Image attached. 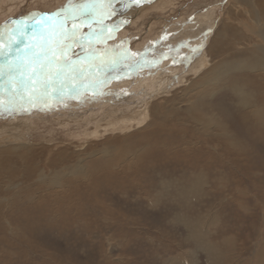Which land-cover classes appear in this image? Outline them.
Instances as JSON below:
<instances>
[{
    "label": "rangeland",
    "instance_id": "rangeland-1",
    "mask_svg": "<svg viewBox=\"0 0 264 264\" xmlns=\"http://www.w3.org/2000/svg\"><path fill=\"white\" fill-rule=\"evenodd\" d=\"M75 1L1 0L0 30L11 21L14 26L1 31L0 38L30 12L65 8ZM243 2L113 0L116 14L106 15L105 21L85 17L62 28L76 33L75 42H62L70 45L67 58L74 63L46 67L51 73L47 87L37 82L31 99H20L16 90L0 96V144L23 142L28 151L46 145L45 158L62 148L73 158L25 162L35 175H7L0 182V264H264V100L250 108L239 102L233 87H239L237 76L248 71L232 72V85L229 76L198 78L204 73L201 58L216 67L235 53L229 60L248 55L253 42L261 40L263 26L253 18L252 6ZM77 22H84L81 29ZM223 22L241 32L238 40L222 38ZM56 23L54 18L45 30L36 28L55 35L54 48L61 32ZM3 38L0 69L20 63L26 49L20 46L25 36L13 35L9 42ZM214 43L224 50L206 58ZM57 59L63 57L58 53ZM61 68L63 74L57 77ZM154 70L155 84L140 91V76ZM251 79L241 90L259 98L264 78ZM187 80L196 86L187 87ZM153 102L166 107V114H151L148 105ZM191 103L198 110L203 105L201 111L216 118L208 129L186 111ZM143 107L149 111L144 121L129 125L130 130L97 125L111 118L112 109L119 118ZM255 110L263 112L256 115ZM235 121L239 137L231 126ZM23 122L30 129L15 128ZM223 125L225 132L219 131ZM230 127L233 132L227 133ZM137 131L145 141L136 153L146 155L116 157L111 151L108 157H90L105 137ZM22 151L20 147L13 153L19 157ZM80 153H87V159H77Z\"/></svg>",
    "mask_w": 264,
    "mask_h": 264
},
{
    "label": "bare ground",
    "instance_id": "bare-ground-1",
    "mask_svg": "<svg viewBox=\"0 0 264 264\" xmlns=\"http://www.w3.org/2000/svg\"><path fill=\"white\" fill-rule=\"evenodd\" d=\"M1 1V0H0ZM7 1V0H6ZM84 1H85V3H84ZM99 0H97V2H98ZM149 1H151V0H149ZM163 1H165V3H167V0H163ZM244 2H243V4H249V5H251L252 6V9H251V11H252V13H253V15L252 16H254L253 18L256 20V22L260 25V26H263L264 27V0H243ZM250 1V2H249ZM97 2H95V3H97ZM99 2H101V1H99ZM159 2V1H158ZM158 2L156 3V4H153V5H155V6H158L157 4H158ZM20 3V2H19ZM23 3V2H22ZM91 0H76L75 1V3L73 2V3H71L72 4V6L73 7H75V8H79V7H81V6H83V5H91ZM164 3V2H163ZM21 4V3H20ZM68 4H70V3H68ZM23 5H25V4H22V6ZM28 5V4H27ZM62 5V4H61ZM137 5H139V4H137ZM147 5V4H146ZM68 5H66V7H67ZM25 7V6H24ZM60 7V6H59ZM61 7H63V6H61ZM65 7V8H66ZM117 8V7H116ZM64 9V8H63ZM40 13H34L33 15H32V13L30 12L28 15H27V17H30V18H33V17H37L38 15H39ZM121 14H123V13H119V15H121ZM128 14V13H127ZM230 14V13H229ZM107 14H104L103 15V18H102V20L103 21H105V16H106ZM97 16H98V18L99 17H101L100 16V14H97ZM107 17L108 18H110V16L109 15H107ZM107 18V19H108ZM200 18V17H199ZM207 18L209 19V18H211V15H208L207 17H206V20H207ZM68 19V17H66V18H64V19H59V17L58 18H55V22L57 21V23L58 22H60V24H61V26H62V28L64 29V30H66L67 28H69L70 27V25L72 24V20H67ZM12 20V19H11ZM67 20V21H66ZM229 20L231 21V19L229 18ZM9 21H10V19H9ZM9 21H7V22H9ZM51 21V20H50ZM50 21H46V22H44L43 23V26H38L37 28L39 29V30H45V26L44 25H47V26H49L50 25ZM52 21H54V20H52ZM228 21V20H227ZM229 21V22H230ZM108 22H109V20H108ZM107 22V23H108ZM229 22H223V24H222V29L224 30V32H225V35H224V37H222V38H224V39H226V40H229V41H231V40H234V38H237L236 40H238V37L237 36H239L240 34H241V32H239V30L238 29H236V28H234L233 27V25L232 24H230ZM13 22L11 21V25H8V24H6L5 25V27H2L1 28V30H0V32L1 33H4L5 32V28H10L9 26H12L13 24H12ZM21 22H19V23H17V25H15V28L20 24ZM46 23V24H45ZM56 23V24H57ZM16 24V23H15ZM65 24V26L63 27V25ZM84 24V22L82 23V22H77V25L79 26V29H81L82 27H80L81 25H83ZM96 24H98V23H96ZM28 25L29 26H31V24H29L28 23ZM53 25V24H52ZM99 25V24H98ZM14 26V25H13ZM61 26H60V28L58 29L59 31L61 30ZM90 26V25H89ZM55 27V26H54ZM224 27V28H223ZM259 27V26H258ZM262 27V30L259 32V38L261 39L259 42L257 41V42H253L254 43V46H252V45H248L249 47L250 46H252L250 49H249V47H248V51L247 52H249L248 53V55H246V56H244V57H240V58H238V59H232V60H229V58L230 57H232V56H234V55H237L238 53H235V54H233L232 56H229L228 58H226L225 56H224V58H226V59H224V61H222L221 63V65H219L218 66V64L216 63V67H214V65L213 64H209V62H211V61H209L208 63H206L205 62V60H204V57L203 58H201L200 60H199V62H200V66L202 67L201 69L204 71V73H202V74H199V76L198 75H195L196 77L198 76V78L201 76H203L202 78H204V77H207L208 75H211V74H213V78L214 79H216V78H218V79H224V78H226L227 76H229V80H230V78H231V73L232 72H234V71H240L241 73H244V71H248V73L247 74H244V75H239V76H237V79H236V81L239 83V87H236V86H234L233 88L234 89H237L236 90V94H237V97H238V99H239V102L240 103H242V106H244V107H247V108H250V106H253V105H258L259 103H260V100L263 98V100H264V93L263 94H260V96H259V98L257 97H253V96H250V95H248V94H246V93H244L241 89H242V86L245 84V83H248L247 82V79L249 80V81H252L253 82V80L254 79H251L252 77H259V76H262L263 78H264V28ZM12 28V27H11ZM192 28L193 29H198L196 26H192ZM35 28H33V29H31V30H28L27 31V35L25 36V38H22V37H24V36H21V38H22V40H21V45L20 46H22V45H24L23 46V48H26V49H23V50H25V53H23V54H25V55H23L22 56V58H21V61L23 60V61H25L26 62V60H27V58H28V56L30 55V52L31 51H36L37 53H39V51L37 50V47H38V45H39V42H41V40L43 39L44 41L45 40H47L49 37H51V39H53L54 37H55V35H50V34H52V33H50V34H47V35H45V33H43V32H41V31H39V30H36V32H37V34H38V37H35V34H34V32H35ZM47 31V30H46ZM41 32V33H40ZM45 32V31H44ZM48 32V31H47ZM57 32V31H56ZM78 33H81L80 31H77ZM198 32H200V31H198ZM7 33V32H6ZM77 33V34H78ZM5 34V33H4ZM3 34V35H4ZM30 34V35H29ZM229 34V35H228ZM8 35V34H7ZM44 35V36H43ZM13 36V35H12ZM11 36V37H12ZM27 36H28V38H27ZM121 36V35H120ZM199 36V35H198ZM4 36H2V34H1V38L0 39H2ZM6 37V38H5ZM3 39H5V41H7L8 40V42H9V40L11 39L10 38V36L8 35V36H5ZM34 37L36 38V39H34ZM195 37V36H194ZM202 37V36H201ZM240 37V36H239ZM30 38H31V40H30ZM200 38V37H199ZM218 38H219V36L217 35V37H216V39H217V41H215V43L216 42H218ZM23 39H25V40H23ZM32 39H34V41H32ZM190 39V38H189ZM239 39H241V38H239ZM249 39V38H248ZM251 39V38H250ZM20 40V39H19ZM18 40V41H19ZM203 40V39H202ZM258 40V39H257ZM37 41H39V42H37ZM20 42V41H19ZM37 42V43H36ZM151 42V41H150ZM191 42V41H190ZM201 42V41H200ZM203 42V41H202ZM232 42V41H231ZM2 43V42H1ZM53 43V42H52ZM214 43V44H215ZM233 43H235V42H233ZM243 43V42H242ZM196 44V43H195ZM246 44V43H245ZM236 45H238V44H236ZM3 45L1 44V46H0V48L2 47ZM234 46V45H233ZM13 47H14V45H13ZM254 47V48H253ZM20 48V47H19ZM221 48H223L222 47V45L220 46V45H218V43L217 44H215V47H210L209 48V50H208V54L206 55V58L208 57V55L210 56V53H213V56H216V53H219L218 52V50H224V48L223 49H221ZM242 48H246V47H244V45H243V47ZM162 49V48H161ZM230 49V48H229ZM228 49V50H229ZM236 49V48H235ZM241 49V48H240ZM239 49V50H240ZM247 49V48H246ZM3 50V49H2ZM233 50V49H232ZM231 50V51H232ZM15 51V50H14ZM236 51V50H235ZM243 51V50H242ZM245 51V50H244ZM243 51V52H244ZM13 52V51H12ZM17 52H18V50H17ZM22 52H24V51H22ZM216 52V53H215ZM225 52H226V50H225ZM230 52V51H229ZM247 52H245V53H247ZM2 51L0 52V56L2 55ZM221 53V52H220ZM224 53V52H223ZM232 53H234V52H232ZM241 53V52H240ZM215 54V55H214ZM229 54H231V53H229ZM19 55V54H18ZM212 55V54H211ZM223 56V55H222ZM226 56H227V54H226ZM238 56V55H237ZM6 57V56H5ZM8 57V56H7ZM14 57V56H13ZM20 57V56H19ZM3 58H4V55H2V58L0 59V62H2V60H3ZM221 58V57H220ZM8 59H9V57H8ZM13 59H15V57L13 58ZM12 58H10V60L9 61H11V60H13ZM20 59V58H19ZM26 59V60H25ZM18 60V59H17ZM204 60V61H203ZM4 63H5V61H3ZM218 62V61H217ZM10 63V62H9ZM17 63V62H16ZM21 63V62H20ZM20 63H18V64H8L7 66H6V68H2V69H0V80L2 81V83H0V96L4 93V92H9V91H14V90H16V87H15V84H16V81H18L19 79H20V77H19V74H18V72L16 71V69H17V66L18 65H20ZM163 63H165V65L167 66V64H168V60H164V62ZM169 65V64H168ZM166 66H165V68H166ZM208 66V67H207ZM195 68V67H194ZM258 68H261V69H263L262 71H260ZM200 69V70H201ZM209 70V71H208ZM257 71H259L260 73H258ZM31 72V70H29V73ZM157 72V70H154V71H152L151 73H150V75L149 76H146V75H144V74H142L141 76H140V79H142V82H140L139 83V81H138V85H139V89H140V91H142V89H144L145 87H147V86H149L151 83H154L155 84V82H156V79H154L155 78V75L157 74L156 73ZM2 73V74H1ZM120 74V73H119ZM144 77H146V78H144ZM197 78V79H198ZM207 78H209V77H207ZM206 78V79H207ZM205 79V80H206ZM135 80V79H134ZM205 80H203V81H205ZM209 80V79H208ZM207 80V81H208ZM133 81V80H132ZM136 81V80H135ZM235 81V80H234ZM233 81V82H234ZM134 82V81H133ZM187 83H188V86L187 87H189V88H192V87H195L196 86V81H192V82H190L189 83V80H187L186 81ZM214 82H216V81H214ZM233 82L230 80L229 81V83H230V85H232L233 84ZM128 83H130L129 81H128ZM187 83H186V85H187ZM205 83H207V82H205ZM133 84V83H132ZM209 84H210V82H209ZM130 85V84H129ZM135 85V84H134ZM165 85H166V83H165ZM199 85V84H198ZM197 85V86H198ZM204 85V84H203ZM211 85H212V83H211ZM133 86V85H132ZM136 86V85H135ZM199 86H201V85H199ZM113 87V86H112ZM151 87V86H150ZM186 87V88H187ZM161 88V87H160ZM207 88V87H206ZM210 88V90H211V88L212 87H209ZM259 88H261L262 90L264 89V82H262V83H260L259 84ZM192 90H194V89H192ZM191 90V91H192ZM126 91V90H125ZM116 92V91H115ZM135 92V91H134ZM137 92V91H136ZM190 92V91H189ZM222 92H224V91H222ZM128 93V92H127ZM153 93H155V91L153 92ZM188 93V92H187ZM91 94V93H90ZM124 96V95H123ZM1 97H3V96H1ZM83 97H85V96H83ZM87 97V96H86ZM89 97V96H88ZM107 97V96H106ZM190 97V96H189ZM188 97V98H189ZM86 99H89V98H86ZM174 100H176V98H174V99H170V101H174ZM70 101V100H69ZM97 101V100H96ZM86 102V101H85ZM168 103V102H167ZM208 104V103H207ZM148 105V104H147ZM161 105V103H151V104H149L148 106L149 107H151V109H150V112H151V114L153 113L152 111H156V112H158L159 113V116H163V115H165L166 114V111H167V109H166V107L164 108L163 106H160ZM168 105V104H167ZM168 107H170V106H168ZM203 105L200 107V109L198 110L197 108H198V106L197 105H195L194 103H191L190 105H188L187 106V108H186V111L188 112V114L189 115H194L195 117H193L194 119H196L194 122H196V123H199V124H201V125H203V128H205V129H208V127H207V125H211L212 124V122H214L215 121V119L216 118H214V116L213 115H211V113L210 112H207L206 111V113H203L201 110H203ZM114 108V107H113ZM122 109V108H121ZM147 109V107H143L142 109L140 108V109H138V110H136L135 111V114H133V115H130V116H123V117H117V115L116 114H118L117 113V111H113V109L112 110H110V112H109V114L110 113H112V115H111V118L108 120V121H105V123H99L98 122V126L100 127V128H102V126L104 127H106L107 126V128H109V129H111V130H115V129H118L119 128V130L120 129H128V130H130V126L129 125H133V124H135V123H142L143 121H144V119H145V117H146V115H147V113L149 112L148 110H146ZM165 109V110H164ZM172 109H174L173 107H172ZM175 110V109H174ZM173 110V111H174ZM169 111V110H168ZM261 112H263V111H261V110H255V113H256V115H261ZM75 113V112H74ZM126 114V113H125ZM130 119V120H129ZM129 120V121H128ZM128 121V122H127ZM204 123V124H203ZM240 123H242V119L240 120ZM239 123V124H240ZM29 124L30 123H28V122H23V123H20V124H17V126H15V128L16 129H20V127H21V130H22V128L26 131V129H30V126H29ZM176 125H178V123H175ZM181 124H183V123H181ZM16 125V124H15ZM209 125V126H210ZM237 122L235 121L231 126H233V127H235V129H236V133H235V136H237V137H239V136H241V134H240V132H239V130H238V128H237ZM26 126H27V128H26ZM104 127V128H105ZM221 128H219V131H221V132H225V127H224V125L223 126H220ZM242 129H243V127H242ZM100 130V129H99ZM99 132V131H98ZM233 131H232V128L230 127V129L228 130V132L227 133H232ZM99 134V133H98ZM145 139V137H143L142 136V134L140 133V132H136L134 135H132V136H129V135H125L124 137H120V135L119 136H115V135H111V136H107V137H105V139H104V142L102 143V144H100V147H102V148H99V149H93L94 151H93V153H94V155H92V156H90V157H95V158H103V157H108L106 154L109 152H111V151H113V152H115V153H117V156L116 157H120V156H124V154H130V155H132L133 154V156H136V155H146L145 153H144V151L143 152H141V153H136L137 152V149H138V146L137 145H139V143H143V141H145L144 140ZM17 141V140H16ZM121 142H123L122 144H121V146L119 145V146H116L118 143H121ZM8 143V142H7ZM10 143V142H9ZM12 143V142H11ZM11 143H10V145H11ZM2 145V146H1ZM5 145H9V144H6V142L4 143V144H0V148H2V147H4ZM16 145V144H15ZM15 145H13V146H11V147H4L3 149H0V182L2 181V180H4V177L5 176H7V175H12V176H19V175H21L22 174V176H33V175H35V171L34 170H29V168L28 167H26V165H24L23 163H25V162H37L39 159H41V160H39V161H43L42 160V158H45L46 157V155H47V150H48V148H46V145H44V146H38L36 149H37V151H34L33 149H29V151L27 150V149H25L23 146L25 145V143H23L22 142V145L21 146H15ZM99 146V145H98ZM97 145H95V148L96 147H98ZM110 146H112V147H110ZM241 146H243V145H241ZM241 146H239V147H241ZM244 146H246L247 147V145L245 144ZM20 147H22L23 149H24V151H22L21 152V154H20V156L18 157V156H16L15 155V153H13V151H15V152H18V150L20 149ZM47 147H50L51 148V146H47ZM109 148V149H108ZM52 149V148H51ZM99 151V152H98ZM46 154V155H45ZM90 154V153H89ZM88 154V155H89ZM91 154H92V152H91ZM54 155L56 156V157H54ZM60 156H61V159H60ZM37 157V158H36ZM87 153H84V154H82V153H80V154H78V158L77 159H87ZM73 158V155L71 156V154H69L67 151H65V149H62V148H57V149H55L54 151L52 150L51 151V153L49 154V156L47 157V158H45L46 160H48V161H54V160H70V159H72ZM75 159V158H74ZM45 161V160H44ZM47 167H49V166H47ZM55 167V165L53 166V165H51V163H50V168H54ZM21 168V169H20ZM20 169V170H19ZM70 170V169H69ZM18 174V175H17ZM64 175V174H63ZM22 178V177H21ZM20 178V179H21ZM53 183H55V182H53ZM57 184H58V181H57ZM0 185H1V183H0ZM7 187V186H6ZM24 187V186H23ZM3 188V187H2ZM0 190H2L1 188H0ZM228 250V249H227ZM225 251V250H224ZM218 253H220V252H218ZM224 253H226V252H224ZM230 253V252H229ZM223 255V254H222ZM230 256V255H229ZM228 256V257H229ZM220 257V256H219ZM224 258H225V256H223ZM221 258V257H220ZM222 259V258H221ZM221 259H219L218 261H220ZM260 260V259H259ZM224 262H226V261H224Z\"/></svg>",
    "mask_w": 264,
    "mask_h": 264
},
{
    "label": "snow or ice",
    "instance_id": "snow-or-ice-1",
    "mask_svg": "<svg viewBox=\"0 0 264 264\" xmlns=\"http://www.w3.org/2000/svg\"><path fill=\"white\" fill-rule=\"evenodd\" d=\"M134 3H140L141 0H133ZM100 14L101 18H103L104 14L109 16L115 15L116 10L113 7V0H106L104 3L100 4H92V5H83L79 8L73 9V16H96ZM37 25L43 26L42 18L38 17L33 22V27L35 28ZM29 25L27 21L21 22L16 28L13 29L12 33H9L11 38L12 35L16 36H26L27 29ZM77 26L73 24V28L75 29ZM31 39V38H30ZM71 39L73 42L76 41V33L73 31L71 35L65 33L62 30L56 40L57 47H53L52 39L49 37L42 45H38L40 51L37 53L36 51H31L30 55L27 58V62L21 61L20 65L17 66L16 71L19 74L20 79L16 81L15 87L16 92L19 94L20 99H24L26 96L31 99L33 95L36 94V84L40 82L43 86L47 87L48 77L51 75L50 72H46L45 68H50L54 64H62L64 66H70L72 62L67 58L66 49L70 47V45H63L62 42L64 40ZM19 42V41H16ZM58 53L63 59H57ZM47 61V64L44 63ZM36 66L39 67L40 71H36ZM29 70H31V74L29 75ZM63 74V68L60 71L56 72V76L60 77ZM27 77V78H25ZM13 98H10V100Z\"/></svg>",
    "mask_w": 264,
    "mask_h": 264
},
{
    "label": "water",
    "instance_id": "water-1",
    "mask_svg": "<svg viewBox=\"0 0 264 264\" xmlns=\"http://www.w3.org/2000/svg\"><path fill=\"white\" fill-rule=\"evenodd\" d=\"M101 1V3H104V2H106V0H100ZM142 2L144 1V0H141ZM92 4H95V3H91V5ZM75 7H73L72 6V4H70V5H68L66 8H56V9H53V10H50V11H44V12H41L37 17H33V18H30V17H27V16H25V17H22L23 18V21H27V23H29V24H31V26H29L28 27V29H27V31L28 30H31V29H33L34 27H33V22H34V20L36 19V18H38V17H40V18H42V20H43V23L44 22H46V21H50L51 19H54V18H58L59 17V19H64V18H66V17H68V19L67 20H72V21H79V20H81V21H83V18H85V17H87V18H91V20H93V22H99V20L101 19V18H95V16H79V15H77V16H73V9H74ZM66 20V21H67ZM109 20V19H108ZM107 20V21H108ZM85 22H88L87 24H89V25H91L90 23H89V21H87V20H85ZM100 24H101V22H100ZM38 26H40V25H37L36 27H35V29L38 27ZM92 26V25H91ZM36 31V30H35ZM37 33V32H36ZM16 36V35H15ZM35 37H37V35L35 34ZM34 37V39H36ZM34 39H32V41H34ZM31 40V39H30ZM22 46H24V45H22ZM1 81V80H0Z\"/></svg>",
    "mask_w": 264,
    "mask_h": 264
}]
</instances>
